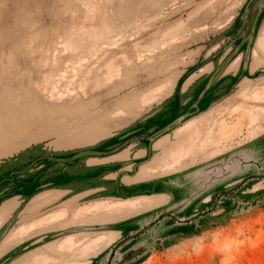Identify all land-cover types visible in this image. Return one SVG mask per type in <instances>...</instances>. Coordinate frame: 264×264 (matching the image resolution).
Instances as JSON below:
<instances>
[{
  "label": "rangeland",
  "instance_id": "374dc122",
  "mask_svg": "<svg viewBox=\"0 0 264 264\" xmlns=\"http://www.w3.org/2000/svg\"><path fill=\"white\" fill-rule=\"evenodd\" d=\"M249 2L0 0V264H105L117 243L175 199L162 206L161 195L133 198L124 190L125 196L92 197L90 190L83 193L88 197L61 200L60 207L47 192L34 199V208L46 202L40 219L34 211L25 224L20 209L5 220L2 207L18 202L12 193L42 166L28 176L23 168L39 155L66 159L131 137L148 141L176 116L178 122L153 142L152 159L142 166L148 174L181 177L235 155L224 178L219 171L205 175L213 181L193 203L195 210L176 216L210 210L221 192L240 186L220 197L215 209L177 228L175 219L162 218L167 232L149 238L145 231L109 264L132 246L142 251L127 264H264V177L249 178L264 174V0L251 34L236 37ZM203 89L205 101L216 98L194 109ZM144 147L137 138L119 154L79 157L75 166L61 167L82 170L142 157ZM241 152L247 156L240 160ZM61 167L48 164L42 178ZM11 169L19 171L4 179ZM121 170L132 172L129 165ZM109 172L110 178L117 173ZM137 175L122 183L143 179ZM81 224L88 225L48 240L54 226Z\"/></svg>",
  "mask_w": 264,
  "mask_h": 264
},
{
  "label": "crops",
  "instance_id": "0c3cea01",
  "mask_svg": "<svg viewBox=\"0 0 264 264\" xmlns=\"http://www.w3.org/2000/svg\"><path fill=\"white\" fill-rule=\"evenodd\" d=\"M224 67H225V65H224ZM210 79H209V82L207 84L208 87L213 82V80L215 78L212 81ZM206 90L207 89H203L202 92L200 93V95L197 96V98L192 103L194 109H198L199 107L203 108L209 102H211V100L216 98V96L215 97L212 96L210 99H207V101H205L204 97L207 94ZM175 100H176V98H175ZM186 106H188L187 103L184 107H186ZM183 110H184V108H183ZM176 117L178 118V116H176ZM175 118L172 122H174L177 119V118L176 119ZM172 122H170L169 124H171ZM169 124L159 127L157 130H155V132L168 127ZM169 129H166L165 131H167ZM155 132H153V133H155ZM163 133H161L160 135H158L152 139H150L148 137V139H147L148 141L141 139L142 137H131V138L127 139L126 141H121L118 143L116 141H114V142H112L110 147H102V148L100 147L97 150H91V151H94V153L82 155L80 157L82 158V157L113 156V155L121 153L122 151L124 152L126 149H129L128 147L131 145V141H133L134 139H137V138L144 141V145H145V147H144L145 152L142 155V157H134V158L125 157V158H123L124 160H118V161H115L113 163H108V164L98 166V167L96 166V167H90V168H85V169L82 168V170H75L74 169V170L65 171L61 167L62 163L63 164H70L72 162L76 163V161L79 157L72 158L73 159L72 160V159L59 158L58 156L39 155V157L37 159H33L32 161H30V163L27 162V165L23 168V170L27 171V172H25L23 175L28 176V175L33 174L35 172V170H33V171L32 170L28 171V170L32 169L38 163H41L40 166H42V168L38 169L37 172H35L29 180H23L22 183L20 184V186L17 187L18 189H15V192L12 193V197H16L18 202L17 201L15 202V206L10 205L13 202V200H11L8 203H6L5 205H3V206H6L5 208L2 207V211L3 210L6 211L5 217H3V219L7 220L17 208L20 209V211H21V214H19V216H20V218L22 220L21 222L23 224H25L26 222H28L30 220L29 219V213H32L33 215H35L34 211H37L36 215L40 219V216L42 214V213H40V209H41V207H43V209L45 210L46 202H45V200L40 201L37 204V208H34V204H35L34 199H37L38 197H40V195L42 193H47V192L52 193V195L54 197L53 203L58 204L57 206H60V207L62 206L61 200L67 199V200H69L68 202H72V201H75V199L79 195H82V197H88V194L83 196V193H88V191H90V190L92 191L91 192L92 197L93 196H101V195H105V196L122 195V196H125V194H122L121 192H123L124 190H130V192H134V193H132L133 198H141V196L151 197V196H155V195H161V197H162L161 200H159L157 202L159 204H161L162 206L166 205L167 204L166 201L170 200V199H173V200L175 199L174 201L172 200L174 203H172L171 206L179 203L180 201H182L184 198H186L188 195H190L191 193H193L195 191V189H196L195 186L197 185L196 182H197V179H199V176L197 178V176H195L194 174L198 168L195 169L194 171L189 170L187 173L182 174V176L179 177V176H175L176 174H173V176H171L170 173L169 174H159V176L157 174H148L149 170L142 167L143 165H145L147 162H149L152 159V156L155 152L154 148L152 147L153 142H155L158 138H160V136ZM143 138H145V137H143ZM50 163L51 164H58V165H60L61 168L59 171L51 173V174H53L51 177H46L45 179H43L42 177L45 174V170H46L48 164H50ZM75 163L73 164L74 166L76 165ZM127 165L130 166V169L132 168V172H122L121 169H123V167H125ZM17 171H19V170L18 169L17 170L11 169V170H9L3 174V175L6 174V176H4L3 178L4 179L5 178H8V179L14 178L16 173H18ZM109 171L117 172L116 175L114 176V178H110V176H107L110 173ZM136 175L140 176L143 179L140 180L139 182H134V184H131L132 186L131 185H125L124 183H122V179L125 177L130 178V177L134 176L135 179L139 178V177H136ZM127 187H130V188H127ZM179 192L181 193V195ZM204 192L199 194L198 196H196L185 207L180 209L177 212V215H178V213L180 214V213L184 212L185 210L190 211L191 208H193L195 210V207H193V203L196 202L200 197H202L205 194ZM35 193H37V194L34 195ZM175 193L178 194L176 196V198L174 196ZM32 194H33V197L31 196ZM134 196H138V197H134ZM144 198H146V197H144ZM0 199H1V197H0ZM128 200H130V199H128ZM149 200L150 201H148V203H151V205L155 204V198H151ZM31 202L33 204V207L30 208ZM171 206H169V207H171ZM60 207H57V208H60ZM169 207L167 206V208H169ZM65 208H67V206L63 208L67 212V209H65ZM36 209H38V210H36ZM69 209H71V208L68 207V210ZM52 212H54V214H57L59 211H52ZM1 215H3V214H1ZM185 215L183 218H187ZM170 219L172 220L173 218H170ZM166 220H168V219H166ZM166 220H164V221H166ZM141 222H143V224H144V220L143 221L140 220L138 222V224L140 225ZM173 223L175 224L176 228L179 227V224H178L179 222H173ZM173 223H171L170 225H174ZM87 225L88 224H81L82 227L77 226V225H73V226H69V228H61L59 226H54L53 230H52L53 234L48 238V240H56V239L60 238L62 236L64 230H66V231L70 230L69 233H71V232L76 233V230L82 229L83 227H85ZM138 227H140V226H138ZM162 230H166L165 222H163V221L157 223L155 226H153L151 228V230H149L150 231L149 232L150 234L148 235L149 238H150L151 234L152 235H153V233L156 234L157 231H159V232L156 235H159L160 231H162ZM167 231L168 230H166V232ZM45 237L46 236H44V238ZM38 241L40 244V242L42 241V238H39ZM1 247H3V246H1ZM13 250H14V248H13ZM13 250H11V251H13ZM4 251H6V253L8 254V252H10L9 247L7 246V248ZM3 253H5V252H3V250H1L0 254H3Z\"/></svg>",
  "mask_w": 264,
  "mask_h": 264
},
{
  "label": "water",
  "instance_id": "95a60500",
  "mask_svg": "<svg viewBox=\"0 0 264 264\" xmlns=\"http://www.w3.org/2000/svg\"><path fill=\"white\" fill-rule=\"evenodd\" d=\"M260 0H250L249 4H248V11L246 14V18L245 21L241 27L240 32L238 33V36H242L243 37H247L249 34H251L252 29L254 27V24L256 22L257 16H258V10H259V3ZM226 62H224L215 72L214 74L211 76V81L219 74V72L222 70V68L224 67ZM178 122V119H176L174 122H172L171 124L168 125V127L161 129L153 134H151L149 136L150 139L155 138L156 136L160 135L161 133H163L166 129L172 128L176 123ZM94 153V151L91 150H84V151H80L77 152L76 154H73L72 157L66 158V159H72V158H77L80 157L82 155H86V154H91ZM245 156H247L246 152H241L238 155V158L241 160L242 158H244ZM233 158L235 159V155L230 156V158H227L225 160H222L220 162H216L214 164H209L203 167H200L199 169H197L195 171V176H199V181L202 180V185L201 187L199 186V184L197 183L196 189L193 193H191L190 195H188L186 198H184L182 201H180L179 203L164 209L160 212L157 213V215L154 217V219L152 221H150L149 223H147L145 226H143L142 228L132 232L131 234H129L127 237H125L123 240H121L119 243H117L109 252L108 255V259L107 262L105 264H109V262L112 260V257L114 255V253L121 247H123L125 244H127L128 242H130L131 240H133L136 236L144 233L147 230H150L158 221H160L162 218H173L175 219L177 222L179 223H185L188 222L192 219H196L198 216H201L207 212H209L211 209H215V207L218 204V201L220 199V197L222 196H228V193H230L231 191L235 190L236 188H238L240 185L237 186H233L223 192H221L218 196V198L216 199V203H214L212 205V207L210 208V210H205L204 212H200L198 214H194L193 216L189 217V218H178L176 216V213L182 209L183 207H185L189 202H191L196 196H198L199 194L203 193L204 191L207 190V188H209L210 182L213 181L210 179L204 180L203 178L205 177V175L209 172H213V171H219V174L217 175V177L220 178H224L227 174L228 168H225L227 165L232 164L233 163ZM251 160H249L250 162ZM264 177V174H258V175H252L249 178H258V177ZM210 185V186H209ZM142 251V248L140 246H132L129 249L125 250L123 252V254L120 256V258L117 261V264H127L130 261L133 260L134 257H136L138 254H140V252Z\"/></svg>",
  "mask_w": 264,
  "mask_h": 264
},
{
  "label": "flooded vegetation",
  "instance_id": "af4514ba",
  "mask_svg": "<svg viewBox=\"0 0 264 264\" xmlns=\"http://www.w3.org/2000/svg\"><path fill=\"white\" fill-rule=\"evenodd\" d=\"M213 86H214V84H212V86H211V87H213ZM213 96H214V95H213ZM158 223H159V222H158ZM134 241H135V240H134ZM136 243H137V242H136ZM129 248H130V247H129ZM129 248H127V249H129ZM127 249H126V250H127Z\"/></svg>",
  "mask_w": 264,
  "mask_h": 264
}]
</instances>
